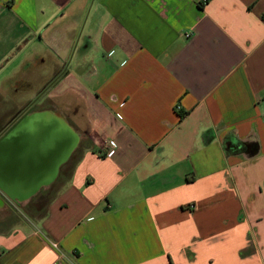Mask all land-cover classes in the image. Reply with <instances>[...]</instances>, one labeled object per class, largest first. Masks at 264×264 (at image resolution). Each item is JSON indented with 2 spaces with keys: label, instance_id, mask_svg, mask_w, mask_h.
Here are the masks:
<instances>
[{
  "label": "crops",
  "instance_id": "0c3cea01",
  "mask_svg": "<svg viewBox=\"0 0 264 264\" xmlns=\"http://www.w3.org/2000/svg\"><path fill=\"white\" fill-rule=\"evenodd\" d=\"M0 264H264V0H0Z\"/></svg>",
  "mask_w": 264,
  "mask_h": 264
},
{
  "label": "water",
  "instance_id": "95a60500",
  "mask_svg": "<svg viewBox=\"0 0 264 264\" xmlns=\"http://www.w3.org/2000/svg\"><path fill=\"white\" fill-rule=\"evenodd\" d=\"M69 136H70V141H69L70 145H69V146H70L72 149H74V147L76 146V144H77V142H78L79 135L75 132L74 129H71V130L69 131Z\"/></svg>",
  "mask_w": 264,
  "mask_h": 264
},
{
  "label": "trees",
  "instance_id": "16d2710c",
  "mask_svg": "<svg viewBox=\"0 0 264 264\" xmlns=\"http://www.w3.org/2000/svg\"><path fill=\"white\" fill-rule=\"evenodd\" d=\"M50 200H51V198H50V197H47V198L38 199V200H34V201H36L37 204L42 205V204H44V203H47V202L50 201ZM32 209H33V208H32ZM32 209L30 210V209H28V208H25V209H24V213H27V214L29 215V213L32 211ZM28 211H29V212H28Z\"/></svg>",
  "mask_w": 264,
  "mask_h": 264
},
{
  "label": "built area",
  "instance_id": "2783aa9c",
  "mask_svg": "<svg viewBox=\"0 0 264 264\" xmlns=\"http://www.w3.org/2000/svg\"><path fill=\"white\" fill-rule=\"evenodd\" d=\"M108 154H110L111 153V150L109 149V151L107 152ZM52 246L54 247V248H58V245L56 244V243H52Z\"/></svg>",
  "mask_w": 264,
  "mask_h": 264
},
{
  "label": "rangeland",
  "instance_id": "374dc122",
  "mask_svg": "<svg viewBox=\"0 0 264 264\" xmlns=\"http://www.w3.org/2000/svg\"><path fill=\"white\" fill-rule=\"evenodd\" d=\"M75 129V128H74ZM76 130V129H75ZM84 142V139L78 144L80 146V144H82Z\"/></svg>",
  "mask_w": 264,
  "mask_h": 264
}]
</instances>
